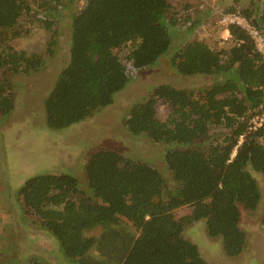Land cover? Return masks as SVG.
<instances>
[{
  "label": "trees",
  "instance_id": "trees-1",
  "mask_svg": "<svg viewBox=\"0 0 264 264\" xmlns=\"http://www.w3.org/2000/svg\"><path fill=\"white\" fill-rule=\"evenodd\" d=\"M37 3L31 21L49 30L52 54L57 31L49 14L64 0ZM32 11L28 0H0V119L15 107L10 75L37 71L44 63L42 54L11 44L29 33L20 24ZM229 12L245 16L264 33V0ZM190 19L170 0H85L74 15L69 63L44 102L50 129L78 124L114 102L129 82L127 66L115 51L128 45L127 58L135 69L154 66L169 54L179 74L213 77L214 82L198 94L161 84L135 103L125 120L131 135L167 145L164 159L172 185L152 164L109 149L89 155L83 179L46 173L24 182L19 195L26 211L57 238L66 259L207 264L184 235L189 224L201 220L208 236L222 241L228 257L244 252L241 208L255 211L262 201L255 174L264 176V121L255 127L253 120L264 116V60L250 34L237 25L228 27L229 48L216 50L195 39L168 53L178 26ZM160 106L169 109L165 120L158 116ZM184 206L192 212L176 217L175 210ZM126 223L138 233L123 228ZM96 228L102 230L98 236L88 235ZM31 264L42 263L34 259Z\"/></svg>",
  "mask_w": 264,
  "mask_h": 264
},
{
  "label": "rangeland",
  "instance_id": "rangeland-1",
  "mask_svg": "<svg viewBox=\"0 0 264 264\" xmlns=\"http://www.w3.org/2000/svg\"><path fill=\"white\" fill-rule=\"evenodd\" d=\"M252 1L260 5L263 2L170 0L183 17L189 15L191 19L180 23L168 53L174 55L185 42L195 39L204 40L216 50L229 48L232 42L231 38H224L225 26L220 22L221 16L230 13L234 7L247 8ZM28 3L33 11L20 25H24L23 30L30 28V31L11 44L28 53L42 54L44 63L37 71L10 75L15 107L0 119V264H31L34 259L42 264H78L65 258L57 238L40 224L35 215L26 211L19 195L20 187L30 177L46 173H68L83 179V168L89 155L105 149L152 164L172 185V175L164 159L167 145L131 135L125 120L131 107L145 100L161 84L186 88L198 94L211 85L214 78L179 74L170 64L169 54L154 66L135 69L127 58L128 45L115 51L127 66L129 82L115 95L114 102L78 124L61 130L50 129L46 124L44 102L60 71L69 63L71 23L85 0H64V6L48 15L55 20L54 29L57 31L52 54L48 53L49 30L31 21L30 16L39 9L37 0H28ZM193 22L197 24L195 28L185 31ZM158 111L159 118L165 120L169 112L167 106H160ZM214 130L226 133L224 129ZM255 177L261 188L262 201L255 211L241 208L240 226L247 233V246L240 256L228 257L222 241L208 236L205 221L187 226L185 237L198 246L207 264H264V176L255 174ZM191 212V207L184 206L175 210V215L180 218ZM122 227L138 233L131 224ZM101 231L96 228L88 235L98 236Z\"/></svg>",
  "mask_w": 264,
  "mask_h": 264
},
{
  "label": "built area",
  "instance_id": "built-area-1",
  "mask_svg": "<svg viewBox=\"0 0 264 264\" xmlns=\"http://www.w3.org/2000/svg\"><path fill=\"white\" fill-rule=\"evenodd\" d=\"M220 22L223 26H225V31H226L228 36L230 35L229 30H228V27L230 25H237V26L245 29L250 34L252 39L254 40L256 48L264 60V33L261 32L259 29H257L252 24H250V22L247 20V18L245 16L240 15L238 13L222 14ZM227 39H229V38H226V40ZM263 121H264L263 117L255 118L253 120L254 126L255 127L260 126Z\"/></svg>",
  "mask_w": 264,
  "mask_h": 264
},
{
  "label": "crops",
  "instance_id": "crops-1",
  "mask_svg": "<svg viewBox=\"0 0 264 264\" xmlns=\"http://www.w3.org/2000/svg\"><path fill=\"white\" fill-rule=\"evenodd\" d=\"M224 31H225V30H224ZM225 34H226L225 37H224L225 39H226V38H231L230 35H229V36L227 35L226 31H225ZM227 40H228V39H227Z\"/></svg>",
  "mask_w": 264,
  "mask_h": 264
}]
</instances>
